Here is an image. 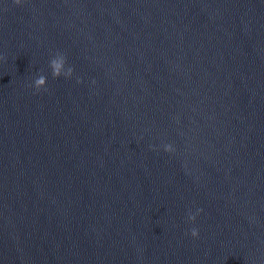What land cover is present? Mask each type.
I'll return each mask as SVG.
<instances>
[{
  "label": "water",
  "instance_id": "water-1",
  "mask_svg": "<svg viewBox=\"0 0 264 264\" xmlns=\"http://www.w3.org/2000/svg\"><path fill=\"white\" fill-rule=\"evenodd\" d=\"M0 56V264H264V0H0Z\"/></svg>",
  "mask_w": 264,
  "mask_h": 264
},
{
  "label": "clouds",
  "instance_id": "clouds-1",
  "mask_svg": "<svg viewBox=\"0 0 264 264\" xmlns=\"http://www.w3.org/2000/svg\"><path fill=\"white\" fill-rule=\"evenodd\" d=\"M16 5H20L22 3V0H14ZM6 60V57L0 56V61ZM67 56L64 53L57 52L56 55L50 60V67L52 69L53 77L59 78L61 76H64L65 78H71L74 74L75 69L71 66H67ZM78 82L82 83V80H78ZM47 85V78L44 75L38 76L34 80V85H29V87H35L37 91L41 89H46ZM165 151L171 153L174 151V148L172 145L168 144L165 145ZM203 209H197V212L193 214L191 211L188 214V220L191 222L196 221L197 215L202 212ZM190 234L194 238H199V229L198 228H192L190 231Z\"/></svg>",
  "mask_w": 264,
  "mask_h": 264
}]
</instances>
